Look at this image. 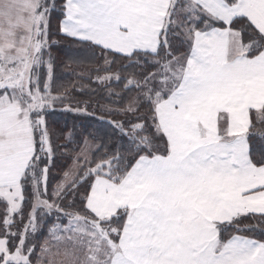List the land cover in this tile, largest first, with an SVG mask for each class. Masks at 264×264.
Returning a JSON list of instances; mask_svg holds the SVG:
<instances>
[{
  "label": "snow or ice",
  "instance_id": "6c2138e0",
  "mask_svg": "<svg viewBox=\"0 0 264 264\" xmlns=\"http://www.w3.org/2000/svg\"><path fill=\"white\" fill-rule=\"evenodd\" d=\"M56 10L0 0V264H264V0H64L116 97L74 156L49 115H93L96 89L53 92Z\"/></svg>",
  "mask_w": 264,
  "mask_h": 264
},
{
  "label": "trees",
  "instance_id": "16d2710c",
  "mask_svg": "<svg viewBox=\"0 0 264 264\" xmlns=\"http://www.w3.org/2000/svg\"><path fill=\"white\" fill-rule=\"evenodd\" d=\"M60 5H56L57 10L52 14V35L51 40L55 41V44L51 48V55L55 64V80L53 83V92L61 91L63 88H71L75 85L77 88H82L81 91L73 92L72 95L77 100H88L89 93L92 89H96L95 94L92 95L91 100L96 111L93 115L88 114H76L72 112H65L62 110V106H57V111L50 113V128L54 129L53 144L55 146L67 144V152L69 156H74L76 152L80 151L83 146L84 137L88 133L102 134L110 130V126L107 123L109 117L106 115L101 119L100 106L111 104L116 97L114 95L109 96L108 90L104 85H98L93 83V79L96 75H104L103 72L97 73V61L92 54V49L86 45H82L72 41L69 38L64 37L58 31L59 20L62 15L59 11ZM98 55V53H97ZM47 58V57H46ZM103 65V62H99ZM126 63V62H124ZM118 65H113V71ZM130 71V70H129ZM121 75L126 73L121 72ZM110 87L114 91H119L122 85H117L114 81ZM93 109L89 108L88 112L92 113ZM264 126L256 125L254 131L259 132ZM74 129V130H73ZM69 130H73V135L68 138L67 133ZM253 156L259 158L262 152H264V141L258 138H253L252 141ZM75 149V151H73ZM64 149L57 148V154ZM68 167L72 164L71 159L60 160L56 168L52 170L51 183H55L61 178L60 165ZM2 210V208H0ZM19 219V218H17ZM53 223H67V219L57 221L53 217H45L41 227L38 228L35 234L37 243L42 242L48 236V229ZM245 224H255L256 221L249 220L244 221ZM247 235H255L256 238H260L259 229L257 233H247ZM39 252V248L37 249Z\"/></svg>",
  "mask_w": 264,
  "mask_h": 264
},
{
  "label": "rangeland",
  "instance_id": "374dc122",
  "mask_svg": "<svg viewBox=\"0 0 264 264\" xmlns=\"http://www.w3.org/2000/svg\"><path fill=\"white\" fill-rule=\"evenodd\" d=\"M64 3V0H55V4L56 5H60L61 4V6H62V4ZM63 17H61V19H62ZM61 224V226H63L64 224H66V223H64V224H62V223H60ZM47 238H48V236H47Z\"/></svg>",
  "mask_w": 264,
  "mask_h": 264
}]
</instances>
